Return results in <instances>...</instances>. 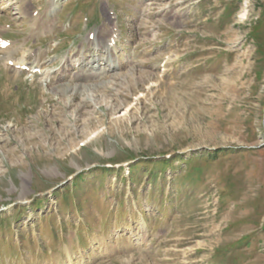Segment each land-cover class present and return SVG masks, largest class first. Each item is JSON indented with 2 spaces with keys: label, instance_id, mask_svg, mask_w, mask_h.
Segmentation results:
<instances>
[{
  "label": "rangeland",
  "instance_id": "1",
  "mask_svg": "<svg viewBox=\"0 0 264 264\" xmlns=\"http://www.w3.org/2000/svg\"><path fill=\"white\" fill-rule=\"evenodd\" d=\"M31 1L52 32L0 15V264H264V0Z\"/></svg>",
  "mask_w": 264,
  "mask_h": 264
},
{
  "label": "bare ground",
  "instance_id": "2",
  "mask_svg": "<svg viewBox=\"0 0 264 264\" xmlns=\"http://www.w3.org/2000/svg\"><path fill=\"white\" fill-rule=\"evenodd\" d=\"M51 2V1H50ZM32 4L31 0H0V15H4V14H8V10L7 9H12L16 10V15H17V19H19L21 21L22 24H27L29 26L30 29V36H38V35H42V33H47L52 32L53 31V25H54V16H53V12L54 11V5L53 3L51 4V7L44 11L43 13H38V15L36 17L33 16V13H30L29 10V5ZM49 6V5H48ZM114 29V28H113ZM102 31V30H101ZM99 35V34H98ZM110 39L108 40L110 42V40L115 41V38L117 37V32H114L113 30L110 32ZM101 37H97L95 39V42L98 46L97 48V52L101 53L102 52V47H100L101 45ZM117 39V38H116ZM4 43V41H2L1 36H0V58L4 61V62H10L11 60L13 61V57L19 53V48L20 47H14L13 44H8L6 47H3L2 44ZM105 53V52H102ZM111 54V53H110ZM43 53H37L34 56H28L26 58L27 61H31V64H29L31 69H35V68H40L41 65V61H43L42 56ZM100 56V59L98 61H89L84 63V60L82 58H80L79 60H77L79 63V70L80 73L83 75H93V76H97L96 73V68L100 69V72H102L101 74H99L98 76H109L111 75L110 73H113V75L117 78L120 77L119 74H117L118 72L116 70H118L119 68H122L125 65V61L121 60L119 57L116 56L117 59V63H109L108 62V58H105L104 54L98 55ZM97 62V65L94 66V64ZM16 63V62H15ZM16 64H22V63H16ZM104 66V67H102ZM102 67V68H101ZM90 71H95V72H90ZM15 72V71H14ZM17 73V71H16ZM36 74L34 72L31 73V77H33V75ZM46 76V80H48L47 84L48 85H52L56 80H63L66 79V74L65 72L61 71V70H56L52 73H48V72H43L41 74V76ZM83 79V78H82ZM71 81V80H70ZM117 84V83H116ZM103 82H101L100 84H94V85H81V84H73V82H69V84H64L62 87V89H60V91H58V95L61 94H65L68 92H71V94L68 95L69 99L71 100V98L73 99L74 97H76L77 95H82V90L84 96V98H82V104L84 105H93V106H97V101L99 100V96L98 93L94 91V87L99 88L102 87L103 90H107V88H110V91L115 92V84L111 83V86L104 88L105 86ZM87 90V93L85 94V91ZM52 91L55 89H51ZM58 90V89H57ZM98 91V90H96ZM117 93V92H116ZM115 93V94H116ZM111 100V99H110ZM108 99V103L106 104L108 109H115V105L112 104V102ZM115 102V101H114ZM81 107V105L79 106ZM83 108V107H82ZM79 111V108L77 107V109ZM82 110V109H81ZM99 250V249H98ZM68 251V255H67V264H83V256H76L75 253L72 252L71 248L67 249ZM128 259V258H127ZM124 260V259H123Z\"/></svg>",
  "mask_w": 264,
  "mask_h": 264
}]
</instances>
